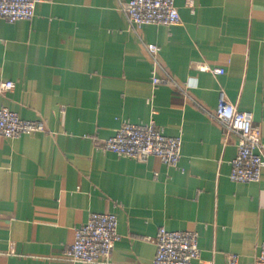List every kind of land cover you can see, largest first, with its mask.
<instances>
[{"label":"crops","instance_id":"0c3cea01","mask_svg":"<svg viewBox=\"0 0 264 264\" xmlns=\"http://www.w3.org/2000/svg\"><path fill=\"white\" fill-rule=\"evenodd\" d=\"M175 5L179 24L138 30L119 0H39L31 20L0 18V83H15L0 92V106L46 124L0 136V264H86L65 250L92 212L118 218L110 264H151L156 245L146 238L160 227L197 231L200 264H227L228 254L255 264L264 166L259 181H232L238 138L208 112L224 97L264 136V0ZM145 42L158 45L186 94L154 86ZM152 120L182 139L179 167L98 146L124 122Z\"/></svg>","mask_w":264,"mask_h":264},{"label":"built area","instance_id":"2783aa9c","mask_svg":"<svg viewBox=\"0 0 264 264\" xmlns=\"http://www.w3.org/2000/svg\"><path fill=\"white\" fill-rule=\"evenodd\" d=\"M39 0H0V18L13 23L31 20ZM190 5L192 0H189ZM119 8L127 17L129 25L138 30L146 24L172 26L181 22L175 0H119ZM154 72V86L167 85L183 93L186 90L162 65L159 47L152 42L144 43ZM199 70L223 74L224 68H212L206 63L197 65ZM13 81L0 83V92L14 89ZM209 115L222 128L226 136L238 138L237 154L231 161L230 179L235 182H254L261 178L264 166V136L249 114L226 98H220L217 107ZM46 130L43 120H26L7 107L0 106V136L16 138L25 133H40ZM93 139L96 137L93 136ZM100 149L119 156L145 161L158 156L165 164L179 167L182 139L166 135L152 120L147 123L124 122L119 130L102 140ZM121 236L118 218L114 213L92 212L88 220L75 230L74 242L65 250L68 258L77 263L110 264L116 243ZM156 245V254L151 264H200L201 249L199 234L195 230H168L160 227L156 236L148 237ZM227 264H239L237 254H228ZM255 264H264V241L255 258Z\"/></svg>","mask_w":264,"mask_h":264}]
</instances>
